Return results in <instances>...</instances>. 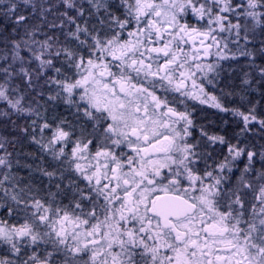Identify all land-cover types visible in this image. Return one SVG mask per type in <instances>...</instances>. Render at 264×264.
Here are the masks:
<instances>
[{
	"label": "snow or ice",
	"instance_id": "obj_1",
	"mask_svg": "<svg viewBox=\"0 0 264 264\" xmlns=\"http://www.w3.org/2000/svg\"><path fill=\"white\" fill-rule=\"evenodd\" d=\"M22 2L31 5L39 23L29 24V17L17 14V3L7 0L2 14L23 26L27 37L12 41V59L31 62L20 56L23 44L38 61L39 71L21 66L18 73H12L11 65L0 69L5 74L0 100H6L18 112L39 117L38 111L21 105L22 95L15 100L9 97V91L19 93L18 88L10 87V81L14 75H22L32 87L33 74L39 79L50 69L54 75L45 83L55 84L59 91L48 99L62 98L75 109L77 119L82 116L92 122L93 133L102 123L106 127L102 146L98 145L92 155L96 164L89 171L73 159H87L84 153L93 144L84 128L79 137L70 139L73 133L61 127L69 122L61 119L44 144V130L53 126L47 122L38 125L41 138H31L50 150L53 159L64 157L67 144H73L67 163L74 165L73 170L87 185L85 189L75 187L79 199L70 202L69 211L58 201L60 183L55 185L57 191H49L44 200L28 185L21 188L14 183L10 192L4 182L14 177L5 173L0 191L14 202L18 213H24V222L19 227L0 222V244L17 256L14 260L0 258V264H53L54 253L60 254L55 264H264V171L253 180L246 175L256 153L229 144V156L216 169L200 174L195 169L201 155L196 151L199 142L192 144L187 139L193 125L191 114L174 107L175 97L168 98L169 93H178L232 111L242 118V131L257 120L254 108L247 114L225 108L205 90V82L212 84L213 80L202 78L215 71L216 65L201 60L212 55L228 58L221 48L228 49L230 41L222 33L239 37L244 28L247 41L249 19L253 26L264 25V0H119L125 9L123 19L111 11L108 0H86L87 9L85 0ZM59 6L64 11H58ZM72 10L75 16L69 15ZM189 13L196 24H189ZM94 15L96 24L90 31L87 18ZM81 18L84 22L78 23ZM241 19L246 23L241 24ZM66 24L74 25L64 35L65 40L70 37L76 41L75 49L55 35L43 33L44 40L35 39L45 26L63 29ZM54 60H60L62 67H57ZM157 91L163 95H157ZM32 123L35 131L36 121ZM259 123L264 125V119ZM202 135L212 143H225L222 136H208L203 130ZM3 139L0 148L4 147ZM57 143L63 146L56 149ZM121 145L130 149L131 155L113 151ZM10 155L0 156V165L11 169L6 159ZM242 155L247 156L248 164L234 185L224 187L230 178L223 173L231 172L234 161ZM260 158L264 160V152ZM38 171L49 179L58 175L56 170ZM59 175L62 179L63 173ZM72 185L69 179L68 186ZM249 192L251 200L246 208ZM83 201L89 203L87 211ZM13 211L8 208L9 213ZM40 245H51L53 251L41 257L36 253Z\"/></svg>",
	"mask_w": 264,
	"mask_h": 264
},
{
	"label": "flooded vegetation",
	"instance_id": "obj_2",
	"mask_svg": "<svg viewBox=\"0 0 264 264\" xmlns=\"http://www.w3.org/2000/svg\"><path fill=\"white\" fill-rule=\"evenodd\" d=\"M124 15L120 16L123 19ZM189 24H196V18L191 14L187 17ZM203 22H201L202 24ZM200 26V25H197ZM131 27V26H130ZM124 38H127L126 36ZM91 41L89 40V43ZM75 48L77 47L76 42L74 43ZM185 51H188V46L184 45ZM213 53H215L216 49L214 48ZM202 57V54H201ZM212 56L209 57H202L201 62L207 63ZM62 67V64H61ZM67 70V69H65ZM115 71V69H113ZM71 75V72L68 73ZM54 75V74H53ZM199 76V73L197 74ZM52 76V75H47ZM44 77V76H43ZM45 78V77H44ZM59 78V77H58ZM204 77L202 80L204 81ZM200 82V81H198ZM26 86V92L21 90L18 85L19 83L15 84L14 88L19 89V93L12 91V99L15 100L17 95H24L25 97L21 101V105L24 108H33L32 104L34 101L33 94L29 93L32 91L34 87L39 94L36 96V100H38L39 105L42 104L44 109H46V115L50 114L54 116V120L52 122H48L54 126L59 124L61 119H66L69 123L66 125H61L64 127L66 131H70L73 133L70 139H75L80 136V129H85V135L87 138L93 140V144L89 145V151L84 153L87 159H76L73 158L75 162L81 163L84 165L89 171L91 168L96 164V161L92 159V155L94 154L96 147L98 145L102 146L101 139L103 128L106 127V124L102 123L100 126L97 127L96 131L93 133L92 129V122L88 121L84 117H80L77 119L73 113L75 109L67 105L62 98H57L55 100H49V95L55 96L57 91H59L58 87L55 84L45 83L43 79H36L33 76V86L28 87L26 81H24ZM157 95H163L162 91H157ZM175 97L177 103L174 104L179 111L187 110L191 114V118L193 120V125L190 127L189 131L192 135V139L198 140L201 138V130H197V122L200 119V115L205 113L204 106L198 100H193L191 98H184L181 97L178 93L168 94L169 100H172ZM76 98L75 96L73 97ZM180 101H183L181 103ZM32 104H31V103ZM37 104V103H36ZM38 105V104H37ZM40 108V106H39ZM202 110V111H200ZM203 112V113H202ZM201 113V114H200ZM13 124L10 125L8 131V137L3 139L4 147L0 148V156H5L6 153H10V156H6V159L11 163V169H8L4 165H0V179H3V175L5 173L9 174L10 176L14 177V180H9L4 182V187L7 188L10 192L13 190V184H18L19 187L23 188L25 185H28L33 188L34 195L38 198H42L47 200V193L49 191L56 192L57 189L55 185L57 183L61 184L60 195L58 197V201L61 206H68L69 211H71V201L78 200L79 196L75 193V187L78 186L81 189H85L87 185V181L83 179V177L75 172L74 165L70 166L67 163L68 156L67 154L70 153L73 144L69 142L65 147L66 155L61 157L59 160L53 159L51 152L47 153L45 149L41 147L40 144H37L32 140V136L35 135L36 138L39 140L41 138V133L38 128V125H41L45 122H41L40 118L34 119V115L29 114V112H18L13 109L12 112ZM33 121H36V127L34 131ZM1 121H0V138H5L2 134L1 128ZM201 125V124H200ZM195 128V129H194ZM27 129V131H24ZM51 130L45 129L43 133V138L48 140L47 137L50 136ZM188 139V138H187ZM37 144V146L35 145ZM43 143V141H42ZM63 146L62 144H60ZM113 151L116 152L117 155H120L121 151L127 152L131 155V150L127 149L125 146L121 145L119 148H114ZM207 156H198L195 169L199 171L200 174H203L205 170L212 171L214 168H210L209 166H203L204 162H206ZM101 163H103V158H100ZM30 166V167H29ZM203 166V167H202ZM217 166V164H216ZM38 168H44L48 171L56 170L58 175L49 179L47 176H44ZM63 173V178L61 179L59 173ZM35 177H39L35 180ZM71 179L73 181V185L71 187L68 186V181ZM52 183V185H51ZM186 186V182H185ZM18 190V189H17ZM250 193V192H249ZM248 193V194H249ZM245 199V207L247 208L249 205V195ZM84 210L87 211L89 208V203L87 201H83ZM102 203V201H101ZM118 206V205H117ZM12 207L14 211L12 213L8 212V208ZM22 207V206H21ZM16 206L11 199L6 196L4 191H0V222H4L6 225H16L19 227L20 224L24 222V213L17 212L15 210ZM76 214H80L77 212ZM32 249H29V254H31ZM53 251L51 245H40V247L36 248L37 255L43 257L46 255V252ZM60 254H55L53 256V264L55 261L59 259ZM8 258L11 260L17 259V256L11 253L8 249L7 245L0 244V258ZM86 258V257H85Z\"/></svg>",
	"mask_w": 264,
	"mask_h": 264
},
{
	"label": "trees",
	"instance_id": "obj_3",
	"mask_svg": "<svg viewBox=\"0 0 264 264\" xmlns=\"http://www.w3.org/2000/svg\"><path fill=\"white\" fill-rule=\"evenodd\" d=\"M13 2L17 3V14H22L26 17H29V20L27 21L29 24L33 23H39V21L36 19V17L32 13V7L30 4H24L22 0H13ZM36 2H39V0H36ZM50 3H57L58 0H49ZM79 2V0H78ZM111 11L115 13L117 16L124 15L125 9L122 5H120L119 0H108ZM7 7V0H0V56L6 57L7 59H0V69L8 67L11 65V68L9 69L12 73H18L21 66L28 68L30 71L37 70L38 69V61L31 58V53L27 50V47L25 45H21V48L19 50L20 56L25 58V61H31V62H21L20 60H13L12 54L14 51L12 41L14 40H21V38L27 39L24 35V28L21 25H16L14 23V19L12 17H6L2 14V10ZM84 7L87 9L89 6L85 0ZM58 11H64V8L62 6H59ZM69 15L75 16L76 11L72 10L69 12ZM103 16V12L100 14ZM49 20L53 19L52 15L48 16ZM85 18H81L78 20V23H83ZM88 23L90 26L91 31V25L96 24V17L95 15L87 18ZM59 23V21H57ZM15 29V31L13 30ZM74 29V25H65L63 29H49L47 26L43 27L41 29L42 36L45 35L43 33H47V35L52 36H58L60 42L65 43L66 46L75 49L74 43L76 42L72 38H68L65 40V33L68 31H71ZM38 33L36 37L40 34ZM85 37L81 35V39H84ZM256 42L253 44V50H256L255 52L256 56L253 55L252 59L247 60V64H250L252 67V71L248 74H246V77H251L254 74L256 75V84L257 87H253L252 84L250 88L245 87L241 84V80L243 79V75L240 76V78L236 77L234 79H227L226 81V88H229V90L221 91L222 97H225V100L221 102L225 108L228 109H238L244 113H248L249 109L254 108V114L257 117L256 121H252L247 125V130L242 131V129L245 128L244 122L240 116L235 115L232 111H221L214 113L215 115L213 117H210L208 119V113L206 114V122L210 123V129L213 132V135L217 134V136H222L225 139V143H223V146H217V153L223 154V157L221 156H209L204 162L203 166H209L210 168L216 169V164L218 165L220 162L224 160L225 156V148H227L228 144L232 145H238L240 148L245 149V152L252 151L256 153L255 156L252 158V163L250 166V173L252 177H256L260 172L264 171V160H261L260 153L264 152V125H261L259 123V120L264 119V83L261 78H263V75L261 73V69L264 68V51H261L262 48H264V29L262 31V34L258 38H254ZM34 51H37V47H33ZM23 53V54H22ZM27 53V54H26ZM254 53V52H253ZM60 60H63V57L60 58ZM60 60H54V63L57 67H61ZM54 73L52 70H47L46 72L42 73L40 75V79L46 80L47 75H53ZM248 75V76H247ZM35 78V73L33 74ZM45 78H44V77ZM5 80V74L3 72H0V83L4 82ZM24 78L22 75H14L12 80L10 81V87H15L16 83H19V88L21 90H26V86L24 83ZM238 85V87H237ZM255 89V90H252ZM10 93L12 91H9L8 95L10 96ZM29 93L33 94L36 100V96L39 94L37 93L36 88L32 91H29ZM4 101L0 100V121H1V128H2V134L6 138L8 137V131L10 128V125L13 124V118L11 114H8V107L2 103ZM7 112V114H5ZM205 114V113H204ZM205 122V119H199L197 122V130H201L203 127V123ZM201 124V125H200ZM207 139V138H206ZM221 145V143L217 142V145ZM204 156V155H201ZM245 156L244 159H242L240 162L237 163V169H241L238 171H242L243 167L241 163L248 162L247 156ZM202 166V167H203ZM242 167V168H241ZM239 173V172H238ZM226 175L232 174L231 172H228L227 170L223 173ZM39 177H35V180ZM230 184V181L228 182ZM52 185V183H51Z\"/></svg>",
	"mask_w": 264,
	"mask_h": 264
},
{
	"label": "rangeland",
	"instance_id": "obj_4",
	"mask_svg": "<svg viewBox=\"0 0 264 264\" xmlns=\"http://www.w3.org/2000/svg\"><path fill=\"white\" fill-rule=\"evenodd\" d=\"M233 2L239 3L240 0H233ZM189 14H188V16H189ZM235 22L236 21L233 20V23H235ZM240 22H241V24L246 23L245 20H243V19H241ZM247 24H248V32H247L248 40L247 41L243 38L245 35V29L244 28H241L239 37L235 36L234 34L229 36L227 33H222L221 35L225 36L230 41L228 43V49L221 48V51L227 53L228 58H218L215 55H212L211 59L207 62V63H211V64L216 65V67H215V71L208 73L207 76L204 77L205 78L204 81H206L207 79L213 80L212 84H208L205 82V90L208 93L215 95L219 99L220 102H223V100H225V97L224 98L222 97L221 91H223V90L225 91V89L229 90V88L225 87L227 84L226 81L229 78H231V79H234L236 77L240 78V76L243 75L242 76L243 79L241 80V84L243 86L250 88V86L252 84L253 87L254 86L257 87L255 74L251 77H249L248 75H247L248 77H246V74H248L252 71L251 65L247 64V60L252 59L253 55L256 56L255 52H257V51L253 50V44L256 42V40H254V38H258L261 36L262 31L264 29V25L253 26L250 19L247 21ZM35 39L42 41L45 38L40 33L38 35V37H35ZM33 47H37V46H33ZM241 52L251 53V55H247V54L241 55L240 54ZM262 75H263V78H261L260 80L264 79V73H262ZM245 81H248V82L246 83ZM262 81L264 83V80H262ZM237 87H238V85H237ZM252 90H255V89H252ZM22 96L24 98L25 94ZM9 97L12 99V97H13L12 93H10ZM2 101H4L2 103H4L8 107V110H7L8 114H12L13 108H11V106L8 104V102L6 100H2ZM36 103L39 105L38 100H35V97H34L33 104L32 103L31 104L33 106V109H35L36 111H38L40 113L39 117H37L35 115V113H29V114L34 115V119L40 118L41 122H47V123L52 122L54 120V116H52L51 113L46 115V109H44L43 105L40 104L39 105L40 108H39V107H37ZM203 106H204L205 114L203 112H202L203 114L200 113L201 114L200 119L201 120L205 119V122L203 123L202 130H203V132L208 133V136H213V132L210 129V123L206 122V120H207L206 114L208 113V116H209L208 119H210V117H213L215 115L214 113L217 114V112H221L222 110L219 108L212 107L210 103L203 104ZM223 107H224V105H223ZM200 111H202V110H200ZM50 125H52V124H50ZM54 128H55V126L50 128L51 133H50V136L47 137V139H49L51 137V134H52V131L54 130ZM202 130L200 132V134H201L200 140L199 139L198 140L192 139L191 138L193 135L192 134L188 137V143L195 144V143L199 142V145H198L196 151L198 153H200L201 155L207 156V158L209 156L210 157L211 156L223 157V154L221 155V154L217 153V146H223V145L222 144L217 145V142L216 143L210 142L208 140V137L202 135ZM215 136H217V134H215ZM42 141L44 144L47 143V140H45L44 138ZM35 145L37 146L36 143H35ZM55 147H56V149H59L61 147L60 143H57L55 145ZM228 147H229V144L227 145V148H225V156H229ZM46 152L49 153L50 150H46ZM244 157L245 156H240L234 161V163L232 165V174H230V175L224 174L230 178L229 179L230 184L227 183L224 185V187H231L232 185H234L236 183L238 177L241 175V173L243 171V170L238 171L241 169H237L238 168L237 163L240 162L242 159H244ZM247 164H248V162H244V161L241 163L243 169H244L245 165H247ZM246 175H247L249 180H253V177H252L250 172L247 173ZM248 195H249V199L251 200V193H249Z\"/></svg>",
	"mask_w": 264,
	"mask_h": 264
}]
</instances>
